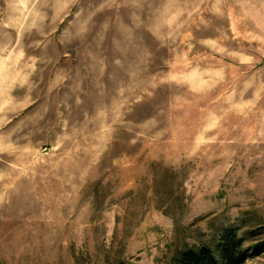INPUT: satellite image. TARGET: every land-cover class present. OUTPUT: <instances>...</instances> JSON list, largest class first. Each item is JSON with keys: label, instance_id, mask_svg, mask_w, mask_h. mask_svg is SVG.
I'll use <instances>...</instances> for the list:
<instances>
[{"label": "rangeland", "instance_id": "374dc122", "mask_svg": "<svg viewBox=\"0 0 264 264\" xmlns=\"http://www.w3.org/2000/svg\"><path fill=\"white\" fill-rule=\"evenodd\" d=\"M0 105V264L264 242V0H0Z\"/></svg>", "mask_w": 264, "mask_h": 264}, {"label": "trees", "instance_id": "16d2710c", "mask_svg": "<svg viewBox=\"0 0 264 264\" xmlns=\"http://www.w3.org/2000/svg\"><path fill=\"white\" fill-rule=\"evenodd\" d=\"M244 240L236 227L229 226L222 230L214 247L186 248L169 264H245L264 251V242L244 247Z\"/></svg>", "mask_w": 264, "mask_h": 264}, {"label": "clouds", "instance_id": "9594fccd", "mask_svg": "<svg viewBox=\"0 0 264 264\" xmlns=\"http://www.w3.org/2000/svg\"><path fill=\"white\" fill-rule=\"evenodd\" d=\"M75 3V0H66V4L69 7L70 5H73ZM70 18V17H69ZM3 108V105H0V109Z\"/></svg>", "mask_w": 264, "mask_h": 264}]
</instances>
